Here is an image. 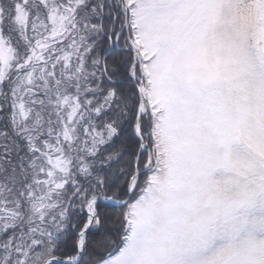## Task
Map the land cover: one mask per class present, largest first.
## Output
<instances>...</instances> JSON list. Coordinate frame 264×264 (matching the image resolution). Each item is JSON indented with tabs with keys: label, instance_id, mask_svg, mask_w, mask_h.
<instances>
[{
	"label": "snow or ice",
	"instance_id": "snow-or-ice-1",
	"mask_svg": "<svg viewBox=\"0 0 264 264\" xmlns=\"http://www.w3.org/2000/svg\"><path fill=\"white\" fill-rule=\"evenodd\" d=\"M0 264H264V0H0Z\"/></svg>",
	"mask_w": 264,
	"mask_h": 264
}]
</instances>
